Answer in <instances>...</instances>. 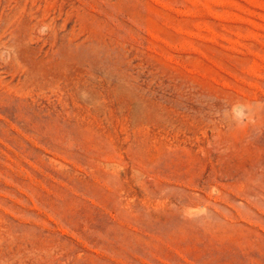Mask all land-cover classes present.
I'll use <instances>...</instances> for the list:
<instances>
[{
  "label": "rangeland",
  "instance_id": "1",
  "mask_svg": "<svg viewBox=\"0 0 264 264\" xmlns=\"http://www.w3.org/2000/svg\"><path fill=\"white\" fill-rule=\"evenodd\" d=\"M0 264H264V0H0Z\"/></svg>",
  "mask_w": 264,
  "mask_h": 264
}]
</instances>
